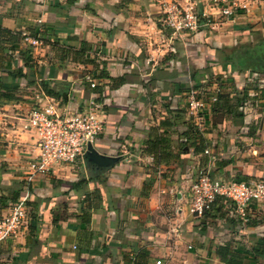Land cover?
<instances>
[{
    "label": "crops",
    "instance_id": "0c3cea01",
    "mask_svg": "<svg viewBox=\"0 0 264 264\" xmlns=\"http://www.w3.org/2000/svg\"><path fill=\"white\" fill-rule=\"evenodd\" d=\"M220 4L0 0V214L21 197L28 206L21 232L0 242V264H224V244L242 264H264V201L245 218L225 202L190 212L201 171L264 180V3L231 17ZM173 6L194 7L200 27L173 36L161 24ZM43 90L61 114L91 109L102 122L92 147L118 161L31 174L25 116ZM191 97L203 102L198 117Z\"/></svg>",
    "mask_w": 264,
    "mask_h": 264
},
{
    "label": "built area",
    "instance_id": "2783aa9c",
    "mask_svg": "<svg viewBox=\"0 0 264 264\" xmlns=\"http://www.w3.org/2000/svg\"><path fill=\"white\" fill-rule=\"evenodd\" d=\"M221 2L219 12L222 16L231 17L236 13H249L252 6L264 3V0H215ZM40 23L41 20H38ZM161 22L173 36H186L200 27L201 19L194 7L173 6L164 13ZM23 39L33 52L43 48L44 40L37 34H23ZM90 87L96 82L89 80ZM40 100L34 103L25 116V129L36 134L37 154L29 161L31 174L48 173L55 165L75 166L84 159L88 145H92L102 131V122L89 109L70 115L59 112V102L40 92ZM203 102L191 97L188 110L191 116L198 117L203 109ZM207 152V151H205ZM190 212L202 216L212 203L221 199L228 203L242 217L252 201H264V181L235 182L213 178L209 171H201L191 187ZM28 219L26 198L21 197L11 203L5 214H0V242L17 236ZM179 225L174 224L171 234L176 236ZM157 264H161L157 261Z\"/></svg>",
    "mask_w": 264,
    "mask_h": 264
},
{
    "label": "trees",
    "instance_id": "16d2710c",
    "mask_svg": "<svg viewBox=\"0 0 264 264\" xmlns=\"http://www.w3.org/2000/svg\"><path fill=\"white\" fill-rule=\"evenodd\" d=\"M27 59H29V57L27 58ZM29 61V60H28ZM29 63V62H28ZM30 64L31 63H29V66H30ZM31 67H32V64H31ZM43 93H45L46 95H48V96H52L51 95V93H49V92H45L44 90H43ZM53 98H54V96H53ZM188 128L190 129V130H192L193 128H192V126L190 125V124H188ZM194 130V129H193ZM200 144L204 147V145H203V140L200 138ZM86 163V166H92L90 163H88V162H85ZM262 181H264V180H262ZM222 202L224 203V201L223 200H221V199H217L215 202H213L212 203V205H211V207H210V209L209 210H206L204 213H203V215H204V217H205V215H207L209 212H211V211H213V209L215 210V211H219L220 210V206H222L223 204H222ZM226 203V202H225ZM228 204V203H227ZM229 207H231L232 209H233V207L232 206H230L229 205ZM234 210V209H233ZM202 215V216H203ZM216 255L218 256V258L220 259V262L221 263H224V264H242V261L241 260H239L240 259V257H241V255H240V253H237V252H231V248H230V245H226V244H224V245H222V246H217V248H216ZM233 257H234V259H233Z\"/></svg>",
    "mask_w": 264,
    "mask_h": 264
},
{
    "label": "water",
    "instance_id": "95a60500",
    "mask_svg": "<svg viewBox=\"0 0 264 264\" xmlns=\"http://www.w3.org/2000/svg\"><path fill=\"white\" fill-rule=\"evenodd\" d=\"M84 159L86 162L90 163L91 165L95 166L96 168H105L109 167L115 162L118 161L116 157H110L103 155L97 152L92 145H88L85 153Z\"/></svg>",
    "mask_w": 264,
    "mask_h": 264
},
{
    "label": "rangeland",
    "instance_id": "374dc122",
    "mask_svg": "<svg viewBox=\"0 0 264 264\" xmlns=\"http://www.w3.org/2000/svg\"><path fill=\"white\" fill-rule=\"evenodd\" d=\"M161 24H162L163 26H165V24H164V23H162V22H161Z\"/></svg>",
    "mask_w": 264,
    "mask_h": 264
}]
</instances>
